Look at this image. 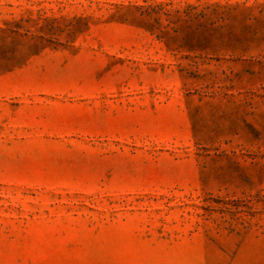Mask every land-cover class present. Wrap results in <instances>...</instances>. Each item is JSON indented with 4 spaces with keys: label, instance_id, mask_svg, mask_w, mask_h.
I'll use <instances>...</instances> for the list:
<instances>
[{
    "label": "rangeland",
    "instance_id": "rangeland-1",
    "mask_svg": "<svg viewBox=\"0 0 264 264\" xmlns=\"http://www.w3.org/2000/svg\"><path fill=\"white\" fill-rule=\"evenodd\" d=\"M0 264H264V0H0Z\"/></svg>",
    "mask_w": 264,
    "mask_h": 264
}]
</instances>
